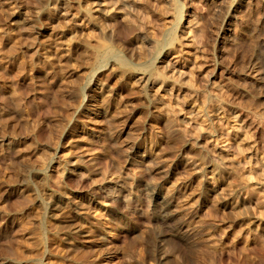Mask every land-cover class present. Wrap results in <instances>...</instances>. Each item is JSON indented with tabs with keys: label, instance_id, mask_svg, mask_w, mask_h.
Listing matches in <instances>:
<instances>
[{
	"label": "rangeland",
	"instance_id": "374dc122",
	"mask_svg": "<svg viewBox=\"0 0 264 264\" xmlns=\"http://www.w3.org/2000/svg\"><path fill=\"white\" fill-rule=\"evenodd\" d=\"M63 1L81 17L77 24L63 22L48 0H0V264H154L153 230L138 213L149 206L147 184L162 187L172 205L165 228L173 233L166 248L174 255L165 264H264V207L230 209L223 202L237 183L264 203L257 174L264 161V86L252 84L247 70L257 40L239 38L236 48L215 50L219 19L210 4L177 0L188 16L171 33L191 43L174 44L170 58L194 63L190 86L214 88L217 99L260 116L244 114L236 122L220 113L207 121L198 99L181 94L174 102L146 80L165 64L154 61L146 70L155 54L135 39L160 40L171 31L176 13L164 0H140L137 16L111 22L92 16L89 0ZM246 12L238 35L247 20H256L254 11ZM189 25L197 42L183 30ZM105 51L113 55L99 62ZM96 82L100 90L88 91ZM95 107L103 114L89 112ZM184 117L216 136L195 140ZM202 146L223 157L230 174L217 182L221 195L204 201L206 177L185 163L207 161ZM104 176L119 182V198L130 193V209L99 195ZM178 203L189 210L200 204L190 216L210 228L221 249L186 235L190 226ZM116 222L125 227L104 247L100 234Z\"/></svg>",
	"mask_w": 264,
	"mask_h": 264
},
{
	"label": "bare ground",
	"instance_id": "6f19581e",
	"mask_svg": "<svg viewBox=\"0 0 264 264\" xmlns=\"http://www.w3.org/2000/svg\"><path fill=\"white\" fill-rule=\"evenodd\" d=\"M142 1L89 0V2L92 5V11H91L93 14L92 16L95 15L96 17L103 18L104 20L109 22L116 19L126 20L129 18V16L132 17L137 16V14H139L140 12ZM164 1L168 5L170 10L176 13V18L174 20L175 22L174 24H172L173 26L171 28V31L169 33L162 34L160 40H155L152 38L145 37L142 39L141 38L135 39V43L139 45H145L146 47H148L151 57H153V55L155 54L153 61H150L149 63L150 66L145 67L146 70L150 69L151 62H153L154 64V61H158L159 63H164L166 70L162 69L163 72L149 76L148 79L143 77L144 80L146 79L150 81L152 84L156 85L162 93L168 95L170 99L172 98L174 100V102L180 101L181 94H190L191 96L195 97L196 99L199 100L201 104L202 116L207 121L220 113H224L228 115L236 122L241 121L242 119L240 120V118L244 114L246 115L249 114L251 115V117H253V119L259 120L260 116L258 112L254 110H250L249 108L245 109L246 107L243 108L242 106L236 103H231L226 100L217 99L214 88H210L208 91H204V90L193 89L192 88L193 86H190L191 84L188 81L189 73L187 71L188 68L189 71L190 69H194L193 68L194 63L190 59L183 57L180 58L173 57L174 59L170 58V51L172 49L171 47H173L174 44L178 43L179 45H184L185 47H187L188 46L187 44L191 43V40L188 41V39L186 43H182V41L185 40L186 36L185 37L172 36L173 32H177V30L180 27L184 26L183 22L187 21L185 17H187L188 15L184 13L183 10L179 9L178 7L179 3L177 0H164ZM206 1L210 4V8L212 7L211 10L212 13L216 15L219 19L218 26H216L212 34V41L213 44L215 45V50L216 49L223 50L226 48V45L229 46V48L232 47L234 49V47L237 45L239 38L246 41L247 40L251 41L252 38H255L257 40L256 47L254 48L253 53H251L250 57L248 58L247 70L249 72V77L251 79L252 84H255L256 87L264 86V8H262L264 7V0H260V2L256 0H206ZM254 1H256L259 4L261 3V6L260 7L258 6L259 8H257L256 6L258 4L256 5L253 4ZM48 2H49L50 11L56 14V16L60 17L63 20V22L66 23L71 22L77 24L78 20L81 18V17L79 18L77 14L75 13L73 14L69 6L63 0H48ZM246 11L248 12L254 11L253 13L256 14L255 17L256 20L254 19L253 21H251L252 18L247 20L248 18L244 17L247 21L245 22V24H243L244 26L240 29V33L238 35L236 33L237 30L235 31L236 29L235 27L238 24V22L241 20L239 18L240 14L243 12V16H244V12ZM83 14L86 17H88L89 15L91 16V14H86V15L85 13ZM244 18L242 17V19ZM90 19H92V17ZM87 22H89V18ZM189 24H191V22ZM139 27H140L139 34L140 36H142L144 33L143 28H141V25H139ZM183 30H189L192 33L191 36L193 35L192 39H195L196 38L195 35L196 36L198 35L196 33L197 31L195 30L194 25H189V27H184ZM106 34L105 35L109 37L108 31L106 32ZM196 40L197 39H195V41ZM244 42L245 41H243V43ZM112 55L113 53L105 51L101 55V59L99 60V62L106 60V58ZM119 61L122 62L121 60H118V62ZM156 69L159 68L156 67ZM155 73L156 72L154 71V74ZM214 73H216L215 70H213L209 74V76L207 75V77L204 76L203 77L208 78L212 76ZM99 86L100 84L96 82L95 84L88 85V87L86 88H88V91L94 93L95 90H100ZM244 93H247V91H245ZM89 112H91L96 116L103 114V112H100L97 107L93 109H89ZM183 120L193 129V131L196 132L195 140L197 141L198 139L201 138H205V137L214 138L216 136L215 131L207 128L206 126L204 127L203 126L204 124L197 123L198 121L196 122V120L189 119L187 117H184ZM200 149L206 155L207 161L190 162L189 160V161H185V163L193 170V172L196 175L202 177V179L203 177H206V179L203 181L201 186L202 187L201 200L204 201L208 197L210 198V196H213L215 194H218V196L221 195L217 182L223 177L226 178L229 177L230 174L228 172L226 160L223 157L210 152L205 146H202ZM67 170H69V168H67ZM114 171L121 172V169L119 167H116L114 168ZM257 174L261 181V183L259 182L260 185H258V187L264 189V161L260 163L259 168L257 169ZM101 179L100 180L102 182L100 183H102L103 186L102 188L100 187L101 189H99V195H104L110 200L120 199L124 208L130 209V204L133 202L130 193L126 192L127 194H124L122 198L121 196L119 198L120 191L121 189H123L121 185L118 184L119 182L113 179L112 177L109 178V176L108 177L104 176V178ZM144 190H145V194L147 195L150 201L149 206H147L146 209H141L139 207L140 210H138V213L140 214V217L142 215L146 219L147 225L150 226V228H152L153 230V242L155 244L154 264H165V261H167L170 257L174 255L172 250L169 249L167 250L166 248L168 240L173 236V233L165 228V225L171 222L172 219L171 212L173 211L170 209L172 205L171 202L169 201V198L166 196V192L162 189V187H159L158 185L156 186V185L147 184L144 186ZM171 197H173L174 200L178 201L177 196L173 195ZM223 202L230 209H237L240 207L254 211L258 207H264L263 201L257 196L255 192H253L252 190H247L246 187L244 188L243 186L237 183H233L230 186L229 194L225 196ZM178 205L180 204L178 203ZM199 205L197 204V206L196 207L194 206V208L193 209L191 208V210L185 208L183 205L179 206L181 213L183 214V216L186 217V222H188L187 224L190 226V228L187 227L189 229L186 232V235L196 236V237L200 236L199 238H201V241L204 244L221 249V245L217 244V241L214 238V234L209 230L210 228H206L202 226L203 224L200 225L197 221H195L196 219L190 216V211L191 212L198 211ZM109 206H110L109 203L102 205V207L104 208H108ZM159 224L162 225V228L161 227L157 228ZM123 227H125V224L120 222H116L111 225L109 224L108 228H106V230H104L102 234H100V241L102 245L104 247H109L111 245V239L115 237L116 230L122 229ZM178 237H180V235Z\"/></svg>",
	"mask_w": 264,
	"mask_h": 264
}]
</instances>
